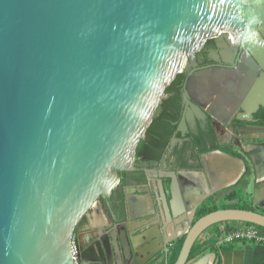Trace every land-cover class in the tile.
I'll return each instance as SVG.
<instances>
[{"label": "water", "instance_id": "1", "mask_svg": "<svg viewBox=\"0 0 264 264\" xmlns=\"http://www.w3.org/2000/svg\"><path fill=\"white\" fill-rule=\"evenodd\" d=\"M228 34L253 73L212 111L250 124L264 108V0H0V264H73L77 225L131 169L166 88L206 40ZM212 111L186 100L176 133L185 140ZM241 129V140L264 141V127ZM226 222L264 229V215L248 210L191 218L174 264H189L200 233ZM154 238L146 249L161 252ZM123 241L100 234L78 247L80 264H146L156 254ZM220 256L232 264L233 252Z\"/></svg>", "mask_w": 264, "mask_h": 264}, {"label": "crops", "instance_id": "2", "mask_svg": "<svg viewBox=\"0 0 264 264\" xmlns=\"http://www.w3.org/2000/svg\"><path fill=\"white\" fill-rule=\"evenodd\" d=\"M188 140L177 138L163 152L153 146L154 138L142 140L131 169L122 173L124 180L120 187L114 189L109 196L99 198L77 225L74 236L83 250L90 248L95 238L108 231L117 241L123 239V243H126V238L127 241L132 240L134 249L142 248L147 256L148 252L156 253L155 249L146 248L154 237H159L164 242L165 249L156 253L146 264H168L174 256L175 247L185 238L183 226L187 225L192 214L204 204L203 216L207 211L212 212L213 209L219 210L226 206L264 215L263 142L237 141L234 144L236 148L217 150V154L210 156L207 152L193 151L196 156L192 160L191 151L189 154L181 149L183 142ZM176 157L178 164L183 165H175ZM198 158L199 163L196 162ZM139 177L141 185L134 181ZM126 188L135 190L131 195L136 200H131L129 204L125 196L123 200L122 195ZM216 190L219 192L210 197L211 192ZM235 194L238 196H234ZM119 198L123 201L125 217L121 215V218L113 220L107 206L114 204ZM140 224H144L143 231L138 230ZM229 224L207 227L196 241L205 244L219 227ZM124 230L125 236L122 235ZM208 242L206 246L203 245L202 253L189 264L205 255H209L208 264L212 255L217 263L222 264L220 255L227 251L233 252L232 264H264L263 245L239 241L217 247L211 243L208 245ZM160 247L163 248V245Z\"/></svg>", "mask_w": 264, "mask_h": 264}, {"label": "flooded vegetation", "instance_id": "3", "mask_svg": "<svg viewBox=\"0 0 264 264\" xmlns=\"http://www.w3.org/2000/svg\"><path fill=\"white\" fill-rule=\"evenodd\" d=\"M233 44L232 40L228 38L206 40L201 48L194 53V58L188 60V67L185 73L181 72L178 74L167 87L169 89L166 88L164 98L158 108V115L161 118L158 119L157 123L159 125L156 129V133L161 138H167L169 136L166 147L172 142L171 138H173V136H175L176 139L181 137L180 133H176L175 124H177L181 118V113L184 111L186 100L195 102L202 101L207 104L212 111L214 106H220L221 103L224 102L221 96L224 91L230 89L237 91L244 87V78H247V72L253 73L250 69L252 66L249 62L245 61L242 52ZM212 113L215 115L213 116L210 114L207 118H204L197 129H189L185 136V138L189 140L183 142L181 149H183L182 152L187 151L189 154L191 151V156H193L192 160L194 159V156H196L193 151L201 153H211L217 150L225 151L226 148H236L234 144L235 142L237 143V141L240 143L246 142L240 139L242 137L245 138V136L239 135L242 131L241 128L246 125L264 127V108H259L253 113L251 120L252 123L250 124L235 121L234 116L228 117L226 112H223L224 116L221 118L222 120L217 119L218 116L220 117V115L217 114L218 112L216 113V111L213 110ZM144 138H151V136L145 135ZM247 141H251L252 143H257V141L263 142V140L256 138ZM159 143L160 141L158 144ZM140 146L141 144L137 147L135 156L139 154ZM166 147L164 150H167L169 146L167 149ZM178 162L179 161L176 157L175 165H183L182 163L178 164ZM196 162L199 163V158ZM122 175L123 174L120 173V180L117 187H120L124 180ZM134 181L141 185L140 183L142 180L140 177ZM122 195L124 200V192H122ZM204 205L201 206L199 210H201ZM107 207L113 216V220L118 219V217L121 218V215H124L125 217L123 201L120 198L117 199L114 204L110 203ZM235 209L237 208L235 207ZM199 210H196L195 213L192 214V220H197V217H199ZM213 237L208 239V241H213L211 244L214 245ZM207 242L203 245L206 246ZM90 264L100 263L94 261Z\"/></svg>", "mask_w": 264, "mask_h": 264}, {"label": "built area", "instance_id": "4", "mask_svg": "<svg viewBox=\"0 0 264 264\" xmlns=\"http://www.w3.org/2000/svg\"><path fill=\"white\" fill-rule=\"evenodd\" d=\"M186 60L187 57H185L184 62H186ZM180 73L181 71L178 74ZM213 240L214 245L217 247L226 246L239 241L264 246V229L245 223H230L226 227H219ZM70 253L73 264H80L78 242L74 235L70 242Z\"/></svg>", "mask_w": 264, "mask_h": 264}, {"label": "trees", "instance_id": "5", "mask_svg": "<svg viewBox=\"0 0 264 264\" xmlns=\"http://www.w3.org/2000/svg\"><path fill=\"white\" fill-rule=\"evenodd\" d=\"M169 89V88H167ZM159 108V107H158ZM161 117L158 115V112L155 114L151 124L149 125V128L147 129V131L145 132V135H148V136H151V138H154V143H153V146L154 147H158L159 150L164 151L165 147H166V143H167V139L169 138V136L167 138H161L157 133H156V129L158 128V119H160ZM171 131V130H170ZM160 141V143L158 144V142ZM140 144H142V141L140 142ZM139 144V145H140ZM138 145V147H139ZM234 196H238L237 194H235ZM221 209H235V207H223ZM211 211H216V209H213ZM203 210H199L198 212V216H203ZM210 213V211H207L205 212L204 215ZM181 245H182V241L180 243L177 244V246L175 247V253H174V256L173 258L170 260V262L168 264H174L176 259H177V256L179 254V251H180V248H181ZM203 249V243H200L199 240L195 241V243L193 244L192 248H191V251L189 253V256H188V260H187V263L195 260L201 253H202V250Z\"/></svg>", "mask_w": 264, "mask_h": 264}, {"label": "rangeland", "instance_id": "6", "mask_svg": "<svg viewBox=\"0 0 264 264\" xmlns=\"http://www.w3.org/2000/svg\"><path fill=\"white\" fill-rule=\"evenodd\" d=\"M157 112H159V109H157L156 113H157ZM257 143H261V142H260V141H257ZM263 143H264V141H263ZM213 236H214V234H213L211 237H213ZM210 243H213V241L208 242L209 245H211Z\"/></svg>", "mask_w": 264, "mask_h": 264}, {"label": "bare ground", "instance_id": "7", "mask_svg": "<svg viewBox=\"0 0 264 264\" xmlns=\"http://www.w3.org/2000/svg\"><path fill=\"white\" fill-rule=\"evenodd\" d=\"M227 36H228V39H230V40H231L230 34H228Z\"/></svg>", "mask_w": 264, "mask_h": 264}]
</instances>
